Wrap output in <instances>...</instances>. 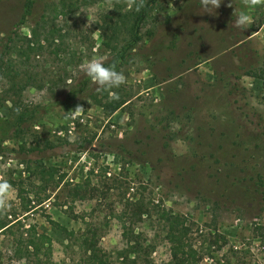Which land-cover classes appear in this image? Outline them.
Returning a JSON list of instances; mask_svg holds the SVG:
<instances>
[{
    "label": "rangeland",
    "instance_id": "1",
    "mask_svg": "<svg viewBox=\"0 0 264 264\" xmlns=\"http://www.w3.org/2000/svg\"><path fill=\"white\" fill-rule=\"evenodd\" d=\"M32 1L18 25L25 0H0V44L24 49L41 17L61 37L36 56L9 49L0 78V181L13 188L0 211V264H82L77 243L49 221L74 237L94 233L107 264H128L123 233L143 247L135 264L175 261L170 222L185 230L188 263L264 264V144L252 142L264 76L244 75L264 71V0H222L213 15L200 0H145L141 40L117 69L126 83L113 88L124 104L109 116L86 93L67 95L87 61L112 60L103 35L132 0ZM241 12L246 28L235 25ZM114 28L122 40L125 28ZM77 105L84 124L71 130ZM16 108L33 115L22 131ZM28 230L50 240L47 258L24 252Z\"/></svg>",
    "mask_w": 264,
    "mask_h": 264
},
{
    "label": "trees",
    "instance_id": "2",
    "mask_svg": "<svg viewBox=\"0 0 264 264\" xmlns=\"http://www.w3.org/2000/svg\"><path fill=\"white\" fill-rule=\"evenodd\" d=\"M137 2H139V0H137ZM32 6V0H25L24 13L21 15L20 23L18 25H21L25 17L30 14ZM149 11V3L145 2V0H143V7H141L139 11L136 10V4L131 2L130 11L124 14H118L116 20L113 23H109L110 25L108 26V28L111 33L109 35L104 34L103 37L105 39V47L110 50V53L113 54V57L112 60L105 62V66H110L111 64L115 63L116 68L118 69L120 65L125 61L126 53L134 50L136 45L141 40L140 30L143 27L147 12ZM118 22L125 28V37L122 40H118V37L115 35L114 31V26L118 24ZM36 27V29H30L29 38H23L26 42V47L24 49H20L19 47L12 45V48H9L10 50H13L12 53L18 56L28 57L30 54L36 56L38 52L42 50L41 42L45 43V45L52 44L55 47L57 46L55 45V40L61 37L59 30H56L52 27L47 28V22L43 17H41L39 19V22L36 23ZM147 34L150 35V31H148ZM110 44L112 45L110 46ZM9 49L8 46L6 47L0 44V78H5L7 76L8 69L10 68L8 59ZM244 75L261 79L262 75L264 76V71L263 69H259L257 71L249 70L245 72ZM26 78L28 79L29 76L26 75ZM66 79H69V77H66ZM92 83L93 82L90 80V78L84 75L79 80L78 87H76L75 85L70 86L67 97H71L76 93H86L87 98L92 99L94 104L102 108L104 113L108 116L113 114L123 106L124 102L118 98L117 90H102L99 91V96L96 97V94L98 93L95 94L90 88L93 85ZM10 88H13V84ZM37 88L40 89L41 87L38 86ZM21 90L22 87H19L17 89V92H20ZM14 115L15 126L18 131H22V126L24 123L33 120V115L30 114L26 109L18 111V109L16 108L14 110ZM258 119L259 117L256 118V120ZM254 127H256V129L259 128V133L256 134V137H253L252 142L254 146L258 147V145L264 144V125H260L259 122H256L254 124ZM257 181L260 180L258 179ZM41 202L42 200L39 201L38 204H40ZM24 211L28 212L29 209L25 208ZM49 222L56 229L60 230V232L65 236L66 240H74V242L77 243V247L83 255L82 264H107L97 247V238L94 233L82 232L79 236L74 237V234L72 232L66 231L65 228L52 221ZM177 226L178 225H172V223L170 222L168 229L165 232V239L168 243H170L171 248H174L176 250V254L178 253L180 258L176 259L177 257L175 258L174 254L175 261H171L169 264H195L196 262L194 258L190 261V263L187 262L186 253L184 250V239L186 236L185 230L176 229L178 228ZM5 227L6 224L0 222V230H5L7 228ZM126 236L127 235L123 233V237L125 239V247L118 255L119 258H122V260H124V262H127L128 264H135V259H137V256L142 251L143 247L137 241L138 235L133 237L135 238V240H131ZM129 236H132V234L129 233ZM20 238H22L21 240L23 242V249L27 255H33L37 260H39L38 254L43 251L42 255L47 258V255L50 251V240L46 236L37 234L33 231L30 232V230H28L25 231V233L22 234ZM16 252H19V250ZM129 255H132L134 258L128 259Z\"/></svg>",
    "mask_w": 264,
    "mask_h": 264
},
{
    "label": "clouds",
    "instance_id": "3",
    "mask_svg": "<svg viewBox=\"0 0 264 264\" xmlns=\"http://www.w3.org/2000/svg\"><path fill=\"white\" fill-rule=\"evenodd\" d=\"M136 4V10L139 11L143 7V0H132ZM201 11L204 14L213 15L216 9L221 6L222 0H200ZM261 0H243L246 7H254L259 4ZM232 7V3L228 4ZM251 22V17L245 12L237 15L235 25L240 28H246ZM84 72L87 77L97 86V91L118 88L126 83V76L122 71H118L116 64L105 66V62L100 57H94L87 61L84 66ZM82 106L77 105L73 110L68 111L70 117L78 116L84 112ZM13 188L6 180L0 181V211H4L9 207V197L12 195Z\"/></svg>",
    "mask_w": 264,
    "mask_h": 264
},
{
    "label": "built area",
    "instance_id": "4",
    "mask_svg": "<svg viewBox=\"0 0 264 264\" xmlns=\"http://www.w3.org/2000/svg\"><path fill=\"white\" fill-rule=\"evenodd\" d=\"M69 121L71 123V130L74 128L72 127L73 122L77 125H83L84 124V118L79 114L78 116L70 117L69 116ZM68 134H71V131H67ZM261 251H264V247H260ZM259 260L261 263H264V257H259Z\"/></svg>",
    "mask_w": 264,
    "mask_h": 264
}]
</instances>
